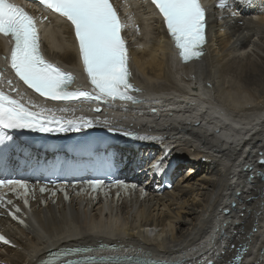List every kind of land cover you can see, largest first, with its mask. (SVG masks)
Here are the masks:
<instances>
[{
  "label": "bare ground",
  "instance_id": "obj_1",
  "mask_svg": "<svg viewBox=\"0 0 264 264\" xmlns=\"http://www.w3.org/2000/svg\"><path fill=\"white\" fill-rule=\"evenodd\" d=\"M113 1L127 25L123 33L136 82L148 95L170 98L168 105L173 106L162 116L173 115L167 116L162 125H154L156 131H143L161 138L133 149L127 147L131 144H124L122 150L117 148L114 153L120 162L125 158L127 165H133L124 168L125 176L128 182L143 189L144 194L137 191L132 194L124 187V192L112 196L110 201L92 197L84 202L70 187L68 201L57 192H46L48 188H43L45 193L36 190L32 205L40 232L23 213H12L16 217L13 219V215L0 210V235L9 241L0 242V264H33L53 247L92 244L99 239L165 256L177 255V264L221 262L234 255L239 243H244L245 250L250 246L251 254L264 238V184L256 180L249 192L235 170L238 148L229 151L228 144H222L219 137L211 138L207 130L194 128L190 122L194 115L184 106L188 100L186 88L202 83L208 98L220 103L229 113L237 114L234 116L238 119L231 120L224 118L219 109L207 112L215 126L223 127L219 134L238 146L244 133L260 128L247 144L251 152L245 158L250 165L258 158L264 159V0H230L231 6L225 8L218 7L220 0H209L208 54L200 66L181 70L173 63L170 41L153 6L147 0ZM43 29L48 54L80 74L70 24L64 19L48 20ZM141 29H146L149 41L144 50H137ZM7 46L5 39L0 38V54ZM196 99L190 100L193 107L204 105L196 103ZM111 108L108 106L106 110ZM81 109L69 110L80 113ZM67 112L65 119L76 118ZM96 116L102 123L101 115ZM206 117L202 116L203 123ZM84 121H87L84 116L77 118V122ZM46 134L30 131L26 140ZM27 156L28 150L23 148L11 161ZM161 160L158 176L159 171H154L153 166ZM162 171L171 173L173 187L154 194ZM145 173H151L152 177ZM228 192L233 193L231 201L226 198ZM234 196L246 203L236 201ZM233 203L238 212L225 215L226 210L233 213ZM218 226V230L213 229ZM254 227L257 232L252 234ZM256 260L263 263L255 257L251 264Z\"/></svg>",
  "mask_w": 264,
  "mask_h": 264
},
{
  "label": "snow or ice",
  "instance_id": "obj_2",
  "mask_svg": "<svg viewBox=\"0 0 264 264\" xmlns=\"http://www.w3.org/2000/svg\"><path fill=\"white\" fill-rule=\"evenodd\" d=\"M39 5L66 20L74 31L79 59L91 91L72 89L75 77L50 63L41 50L37 19L11 0H0V37L10 47L9 65L19 81L46 100L71 101L83 99L107 103L117 100L131 103L138 101L130 94L138 92L131 81L128 52L123 23L110 0H38ZM158 10L168 35L178 50L179 58L187 63L203 55L206 44V12L201 0H151ZM230 0H220L218 7H230ZM130 19V17H129ZM11 84V81H9ZM12 91H17L12 89ZM99 111V108L94 109ZM64 112L67 109H60ZM91 122H77L56 115V110L31 102H24L23 95L14 98L0 89V144L12 140L7 133L12 130H29L39 133L80 131ZM163 161L153 166L159 171ZM93 190L102 180L87 181ZM122 183V182H120ZM5 184L26 185L20 180L0 179ZM135 187V185H133ZM43 192L44 189L41 188ZM16 211H19L17 209ZM13 215L12 213H9ZM13 219H16L13 215ZM23 223V221H20ZM0 242L9 243L0 235ZM80 251V249L70 250ZM90 251V249H84ZM67 264H106L94 258L85 261L69 260ZM112 264H153L150 260L135 259Z\"/></svg>",
  "mask_w": 264,
  "mask_h": 264
},
{
  "label": "rangeland",
  "instance_id": "obj_3",
  "mask_svg": "<svg viewBox=\"0 0 264 264\" xmlns=\"http://www.w3.org/2000/svg\"><path fill=\"white\" fill-rule=\"evenodd\" d=\"M161 121V120H160Z\"/></svg>",
  "mask_w": 264,
  "mask_h": 264
}]
</instances>
